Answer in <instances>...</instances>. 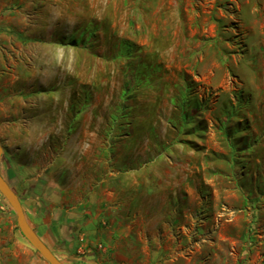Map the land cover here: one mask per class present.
Masks as SVG:
<instances>
[{
	"label": "rangeland",
	"instance_id": "rangeland-1",
	"mask_svg": "<svg viewBox=\"0 0 264 264\" xmlns=\"http://www.w3.org/2000/svg\"><path fill=\"white\" fill-rule=\"evenodd\" d=\"M254 1L0 0V173L58 258L241 264L246 254L257 264L264 47L246 27ZM94 215L91 243L74 226ZM0 264H48L1 193Z\"/></svg>",
	"mask_w": 264,
	"mask_h": 264
},
{
	"label": "water",
	"instance_id": "water-1",
	"mask_svg": "<svg viewBox=\"0 0 264 264\" xmlns=\"http://www.w3.org/2000/svg\"><path fill=\"white\" fill-rule=\"evenodd\" d=\"M2 152L3 147L0 143V157L2 155ZM0 193L6 198V200L14 210L16 215V222L23 237L36 251L39 252V254L47 261L48 264H81L65 262L56 256V254L50 249V247L42 240V238L30 225L18 194L1 173Z\"/></svg>",
	"mask_w": 264,
	"mask_h": 264
},
{
	"label": "crops",
	"instance_id": "crops-1",
	"mask_svg": "<svg viewBox=\"0 0 264 264\" xmlns=\"http://www.w3.org/2000/svg\"><path fill=\"white\" fill-rule=\"evenodd\" d=\"M250 8L246 11L249 12V15L251 16L249 19L245 20L247 22L246 27L249 30H256L258 29L259 31V43L261 44V46L264 47V16L263 19H259L257 18L258 15V11L260 12V8H264V0H259V1H254L253 3L250 4ZM261 13V12H260ZM244 16L246 17L247 15L244 13ZM241 17V16H240ZM86 217V215H85ZM96 216H88L87 219L81 218L78 219V223L75 224L74 228H80L82 231H85V233L87 234V239L92 243H96V239L91 238L92 235L94 236L95 232H96V224L98 223L97 219L95 218ZM78 218V216H77ZM99 226H100V218H99ZM133 236V235H132ZM131 236V237H132ZM100 238V237H99ZM101 239V238H100ZM159 249H153L152 250V255L153 257L156 254H159ZM246 254L243 255V260H241V264H244V258H245ZM58 257V256H57ZM254 256L250 257V261L248 263L245 264H250V262H252ZM187 260L184 262V264H187ZM201 262L199 261L198 264H200ZM169 264H177L174 262V258L171 259ZM197 264V263H196ZM224 264H228V263H224ZM257 264H264V251L259 252L258 254V260H257Z\"/></svg>",
	"mask_w": 264,
	"mask_h": 264
}]
</instances>
